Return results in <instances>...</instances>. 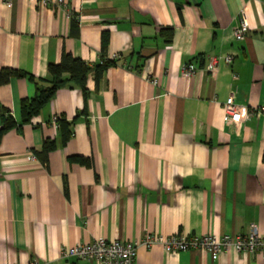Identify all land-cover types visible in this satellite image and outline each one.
I'll use <instances>...</instances> for the list:
<instances>
[{"label":"crops","instance_id":"obj_1","mask_svg":"<svg viewBox=\"0 0 264 264\" xmlns=\"http://www.w3.org/2000/svg\"><path fill=\"white\" fill-rule=\"evenodd\" d=\"M66 2L0 0V70L44 79L63 52L92 67L103 33L117 64L98 83L90 74L85 96L67 82L26 124L21 102L34 83L0 85V128L5 111L17 124L0 135V264H94L62 251L99 238L245 235L252 225L264 235V0ZM243 16L249 32L238 39ZM212 56L232 63L210 73ZM188 64L192 76L182 73ZM231 94L245 108L238 124L224 113ZM61 121L70 123L65 144ZM45 141L55 142L46 165ZM134 264H264V256L153 246L139 247Z\"/></svg>","mask_w":264,"mask_h":264},{"label":"built area","instance_id":"obj_2","mask_svg":"<svg viewBox=\"0 0 264 264\" xmlns=\"http://www.w3.org/2000/svg\"><path fill=\"white\" fill-rule=\"evenodd\" d=\"M43 7L56 9L65 8L66 0H31ZM9 5L10 0H4ZM249 32L245 17L233 30V36L238 39L244 38ZM222 63L229 66L232 63L231 56L209 57L206 70L214 73L218 65ZM196 71L192 64L183 66L184 76H192ZM156 85V80H151ZM245 108L237 105L234 96L231 94L224 104V113L227 123L238 124L243 121ZM257 113H264L261 108ZM57 117H53L56 122ZM33 159V157H32ZM153 246H160L165 253L182 251H203L212 256H219L233 250L237 253L251 254L260 253L264 256V235H260L255 226H251L245 235H224V236H190L187 234H175L172 236H159L145 234L139 242H124L118 239L105 240L99 238L90 244L75 245L62 251L63 258H75L94 264H134L136 253L139 247L149 249ZM31 264H39L34 260Z\"/></svg>","mask_w":264,"mask_h":264},{"label":"trees","instance_id":"obj_3","mask_svg":"<svg viewBox=\"0 0 264 264\" xmlns=\"http://www.w3.org/2000/svg\"><path fill=\"white\" fill-rule=\"evenodd\" d=\"M168 39L171 37V30L166 31ZM108 33H103L101 36L100 46V62L92 67L80 59L72 57L70 54L62 53L60 61L57 64H49L47 66V76L44 79H35L32 75L24 72L3 68L0 70V85L8 83L10 78H27L35 85V95L30 99L22 100L21 102V117L22 123L31 122L42 109L50 102L58 89L64 86L67 82L77 84L85 96V84L88 76L93 74L95 82L98 83L102 78L103 73L116 66L117 60H109L106 57L108 48ZM17 126L13 117L9 112L2 113V126L0 135ZM60 136L62 144H65L71 137L70 123L65 121L59 122ZM55 149L54 141H45L42 151L39 156L43 164H47L48 153ZM72 163H78L84 166H90V161L87 158L80 156H72L69 158Z\"/></svg>","mask_w":264,"mask_h":264}]
</instances>
